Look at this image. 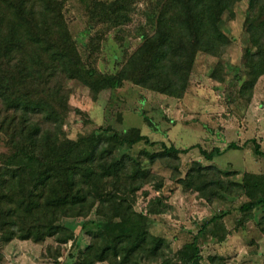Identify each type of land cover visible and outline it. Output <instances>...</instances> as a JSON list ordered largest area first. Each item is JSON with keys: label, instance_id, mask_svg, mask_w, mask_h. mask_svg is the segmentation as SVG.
<instances>
[{"label": "trees", "instance_id": "obj_1", "mask_svg": "<svg viewBox=\"0 0 264 264\" xmlns=\"http://www.w3.org/2000/svg\"><path fill=\"white\" fill-rule=\"evenodd\" d=\"M239 1L151 0L144 11L151 29L141 33L140 44L115 74L107 76L84 60L66 17V0H0V132L6 146L0 153V242L43 244L52 238L58 250L53 255L49 246L52 257L47 256L57 261L62 246L76 240L63 220L94 213L97 227L77 250L73 264H204L199 240L213 236L221 216L204 221L192 240L175 251L166 237L152 233L150 216L171 205L157 195L145 210L136 209L145 185L153 183L160 191L164 183L128 149L140 141L153 142L138 128L120 133L111 126L71 138L64 128L71 111L68 82L90 87L108 79L114 89L131 82L181 98L190 86L198 54H220L224 37L220 17L228 13L233 19ZM89 10L92 20L116 27L130 22L134 6L133 0H93ZM244 32L247 78L241 89L252 92L264 75V0H250ZM145 119L151 122L147 115ZM112 138L119 150L123 148L121 154L107 147ZM163 146L159 154L141 153L151 162L169 158L167 167L184 188L201 195L210 187L242 194L248 198L247 209H264V174L245 172L241 181H235L231 172L194 160L182 176L180 153L194 146ZM229 147L238 148L234 143ZM200 152L208 160L214 157V151ZM255 153L264 155L259 144ZM4 260L0 251V264ZM209 261L228 264L217 254Z\"/></svg>", "mask_w": 264, "mask_h": 264}, {"label": "rangeland", "instance_id": "obj_2", "mask_svg": "<svg viewBox=\"0 0 264 264\" xmlns=\"http://www.w3.org/2000/svg\"><path fill=\"white\" fill-rule=\"evenodd\" d=\"M150 1L133 0L130 22L114 27L91 19L89 3L93 0H66V17L86 63L107 76L115 74L140 44L141 33L152 27L144 12ZM249 2L241 0L235 5L233 19H229L228 13L220 17L224 33L220 54L214 56L205 51L198 54L190 86L181 98L131 82L116 89L110 87L108 79H100L90 87L74 80L68 82L71 93L66 100L71 111L64 128L71 138L99 126H111L120 133L138 128L153 142L140 141L128 149L163 178L164 183L160 191L153 188V183L145 185L138 193L136 209L145 210L149 199L157 195L165 197L171 205L166 212L150 216L152 233L166 237L175 251L192 240L204 221L221 216L213 236H201L199 240L204 264H211L209 257L216 254L223 256L228 264H264V209H247L246 196L216 192L215 187H210L204 195L188 190L167 167L169 158L160 157L151 162L141 152L159 154L163 144L180 149L194 146L187 153H180L182 176L194 160L231 172L230 178L235 181H241L245 172L264 174V155L255 153L256 144L264 152V75L252 92L241 89L247 78L244 51L248 36L244 22ZM231 143L238 148L229 147ZM107 147L117 154L123 151V148L119 150L116 138ZM200 148L214 151L213 159H206ZM4 151V136L0 132V153ZM160 178L157 181L161 182ZM145 191L150 194L146 196ZM96 220L94 213L88 218L63 220L74 230L76 240L73 244L72 238L71 243L62 246V255L57 261L47 256L52 257L49 246L53 255L58 250L52 238L43 244L18 239L0 242L3 264H73L77 250L87 244L91 230L97 227ZM159 263L134 261L131 264Z\"/></svg>", "mask_w": 264, "mask_h": 264}, {"label": "crops", "instance_id": "obj_3", "mask_svg": "<svg viewBox=\"0 0 264 264\" xmlns=\"http://www.w3.org/2000/svg\"><path fill=\"white\" fill-rule=\"evenodd\" d=\"M98 264H104V263L102 262V263H98Z\"/></svg>", "mask_w": 264, "mask_h": 264}, {"label": "built area", "instance_id": "obj_4", "mask_svg": "<svg viewBox=\"0 0 264 264\" xmlns=\"http://www.w3.org/2000/svg\"><path fill=\"white\" fill-rule=\"evenodd\" d=\"M69 243H71V241H69Z\"/></svg>", "mask_w": 264, "mask_h": 264}]
</instances>
